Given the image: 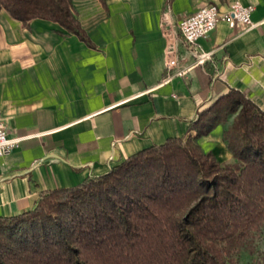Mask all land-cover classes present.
Wrapping results in <instances>:
<instances>
[{
  "label": "crops",
  "instance_id": "obj_1",
  "mask_svg": "<svg viewBox=\"0 0 264 264\" xmlns=\"http://www.w3.org/2000/svg\"><path fill=\"white\" fill-rule=\"evenodd\" d=\"M255 6L256 26L220 22L195 64L179 46L182 75L169 82L168 40L160 27L166 0H72L92 45L59 24L23 23L0 10V112L9 137L0 158V217L32 210L45 192L107 174L118 161L171 138L195 137L199 112L230 91L264 111V0H171L175 23L201 7ZM234 116L198 142L224 164ZM113 156L116 159L113 160Z\"/></svg>",
  "mask_w": 264,
  "mask_h": 264
},
{
  "label": "trees",
  "instance_id": "obj_2",
  "mask_svg": "<svg viewBox=\"0 0 264 264\" xmlns=\"http://www.w3.org/2000/svg\"><path fill=\"white\" fill-rule=\"evenodd\" d=\"M23 23L43 19L92 45L72 0H0ZM234 116L221 163L199 138ZM195 137L171 138L107 174L45 192L0 217V264H238L264 228V111L230 91L199 112Z\"/></svg>",
  "mask_w": 264,
  "mask_h": 264
},
{
  "label": "built area",
  "instance_id": "obj_3",
  "mask_svg": "<svg viewBox=\"0 0 264 264\" xmlns=\"http://www.w3.org/2000/svg\"><path fill=\"white\" fill-rule=\"evenodd\" d=\"M254 11L255 6H245L238 1L232 2L227 10H221L217 5L210 4L201 7L176 24L171 0H166L160 23L161 31L168 40L164 82H169L184 72L180 69L183 58L179 46L187 50L195 60V64L204 66L212 60V54L201 51L199 42L209 38L220 22H226L232 27L241 24L247 29L254 28L256 26L252 19ZM19 142L20 139L9 137L5 119L0 112V158L10 155ZM114 159L116 156H113Z\"/></svg>",
  "mask_w": 264,
  "mask_h": 264
},
{
  "label": "rangeland",
  "instance_id": "obj_4",
  "mask_svg": "<svg viewBox=\"0 0 264 264\" xmlns=\"http://www.w3.org/2000/svg\"><path fill=\"white\" fill-rule=\"evenodd\" d=\"M238 264H264V228L253 235L236 257Z\"/></svg>",
  "mask_w": 264,
  "mask_h": 264
}]
</instances>
